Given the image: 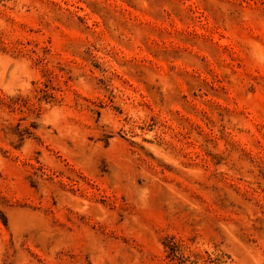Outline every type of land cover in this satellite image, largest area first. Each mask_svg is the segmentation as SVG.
Listing matches in <instances>:
<instances>
[{
	"label": "rangeland",
	"instance_id": "obj_1",
	"mask_svg": "<svg viewBox=\"0 0 264 264\" xmlns=\"http://www.w3.org/2000/svg\"><path fill=\"white\" fill-rule=\"evenodd\" d=\"M0 264H264V0H0Z\"/></svg>",
	"mask_w": 264,
	"mask_h": 264
}]
</instances>
